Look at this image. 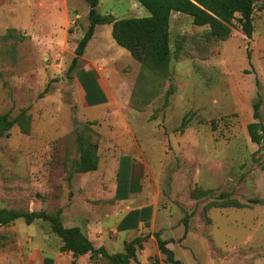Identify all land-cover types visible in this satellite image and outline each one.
Wrapping results in <instances>:
<instances>
[{
	"label": "rangeland",
	"instance_id": "obj_1",
	"mask_svg": "<svg viewBox=\"0 0 264 264\" xmlns=\"http://www.w3.org/2000/svg\"><path fill=\"white\" fill-rule=\"evenodd\" d=\"M65 1L70 30L78 31L83 21L88 23L87 14L75 18L73 10L82 11L89 5L85 0ZM37 4V0H0V113L13 116L27 108L31 115L29 133L14 125L10 136L0 139V207L54 212L70 205V179L78 173L72 171L67 178V167L76 155L75 130L85 118L105 114L107 120L116 117V127L125 134L122 145L116 147L117 155L128 154L152 167L146 179L158 185V204L171 217L172 229L162 237H175L172 250L181 264H264V148L250 140L246 128L256 121L253 103L258 99L264 126V0L256 4L254 29L248 38L237 27L224 39L214 38L207 26L194 25L190 15L173 12L169 26L172 50L175 43L182 42L177 57L172 55L160 94L172 85L168 103L160 107L161 99L156 98L142 110L124 103L122 119L119 108L111 103L82 105L74 74L68 69L74 55L64 40L65 18L56 11L51 30L57 41L47 43L37 22L44 18ZM96 9L102 14L125 13L126 17L148 14L134 0H99ZM7 28H14L16 34L3 40ZM98 39L103 47L112 42V50L104 58L115 60L112 75L124 84L129 101L140 64L111 34ZM83 64L79 60L76 68ZM183 119L186 123L181 128ZM127 123L129 129L123 126ZM92 126L97 130V122ZM116 138L103 137L104 142ZM197 189L205 193L192 196ZM76 193L84 194L79 189ZM226 196L244 206L209 204ZM86 202L92 208L98 203ZM78 204L82 206L80 200ZM104 207L110 212L99 220L106 232L104 249L122 252L124 241L140 234L118 230L116 237H108L118 213L114 203ZM60 243L47 222L27 224L17 218L0 226V264H21L33 249L54 257V264H108L101 254H84L74 260L70 253L59 251ZM155 250L149 241L143 253L137 250L134 261L138 256L143 264H170Z\"/></svg>",
	"mask_w": 264,
	"mask_h": 264
},
{
	"label": "trees",
	"instance_id": "obj_2",
	"mask_svg": "<svg viewBox=\"0 0 264 264\" xmlns=\"http://www.w3.org/2000/svg\"><path fill=\"white\" fill-rule=\"evenodd\" d=\"M89 5L87 12L88 26L77 41L74 48V56L69 65L72 71L80 56L83 54L87 42L93 35L97 24H111V36L113 40L137 60L140 69L137 74L135 92L129 98L128 104L136 110H142L151 101L161 99V106L168 103V96L172 92V85L168 84L162 95L164 84L168 80L169 65L172 55L177 57L181 42L175 43L172 50L170 43V16L172 12H181L191 16L192 23L197 26H207L209 34L214 38L224 39L229 36L232 29L237 27L240 32L248 37L252 36L254 29V12L256 4L261 0H134L143 6L148 14L140 17L116 18L112 14H102L96 9L99 0H85ZM16 34L14 28H7L1 39L12 38ZM150 88L145 87L150 84ZM261 100L253 103V117L256 121L249 122L246 126L249 138L252 142L264 148V132L259 106ZM96 120L86 121L81 128L75 130V152L67 167L68 177L72 171L84 173L96 170L99 163L100 134L93 128ZM183 119L180 127L185 125ZM18 126L23 133H29L31 128V115L27 108L11 116L9 112L0 113V139L10 136V129ZM198 193V194H196ZM205 193V190L197 189L192 193L196 197ZM226 194H222V197ZM227 198V196L225 197ZM209 204L216 206L242 207L244 204L235 199H224ZM211 205V206H212ZM61 208L54 212L44 210H21L15 208L0 207V226L7 225L17 218H23L27 224L36 220H42L49 224L51 231L59 238V251L70 253L75 260L80 255L101 254L108 264H129L136 260V252L142 248L146 236L138 235L131 240L124 241V251L107 253L104 247H95L91 240L78 226H65L61 219ZM138 212H132L137 214ZM186 221V219H184ZM184 234L187 232L186 223ZM131 227H135L133 224ZM118 229H123L118 226ZM157 247L164 255V261L170 264H181L174 256L173 250L166 246L167 240L158 238ZM52 262V260H50Z\"/></svg>",
	"mask_w": 264,
	"mask_h": 264
},
{
	"label": "crops",
	"instance_id": "obj_3",
	"mask_svg": "<svg viewBox=\"0 0 264 264\" xmlns=\"http://www.w3.org/2000/svg\"><path fill=\"white\" fill-rule=\"evenodd\" d=\"M56 1L57 2H55V4H48L47 0H37V6L43 10L42 12L44 17L37 18V22L41 23V27L44 30L43 33L45 41L53 44V42L57 41V38L54 37L56 32L51 30V27L54 26V20L52 18L55 19L56 11H61L65 18V26L63 29L64 40L68 46H70V53L74 55V48L77 41L82 36L84 30L88 26V23L83 21L82 27H80L78 31L71 32L69 26L70 20L68 15V4H65V0ZM88 10L89 6L87 9L82 11L74 9L73 12H75V18L83 17L87 14ZM112 15L116 18L126 17L125 13ZM171 17L172 15L170 16L169 24H171ZM111 29L112 27L109 23L97 24L95 26L93 35L87 42L84 52L79 58L80 61H84V64L80 67L77 66V68L75 67L72 70V74H74L73 84L74 88L78 92V95L81 97L82 105L100 106L111 103L115 107L119 108L118 116L122 119V111H124V108L121 107L124 106V103L126 104V107H128V100L127 98L125 99L126 92L124 84L120 82L119 77H113L112 75L115 71V60L113 58H104L105 53H107L108 50H112V42L103 47L102 41L98 39L99 37H109ZM79 30L81 32L80 35L78 33ZM77 34L78 37H76ZM89 51H91V53H89ZM112 81H114L112 84L113 88L111 85ZM85 120L97 121L98 127L96 128L100 134L98 150L99 163L97 169L94 170L96 172L76 173V175L74 174V177L70 179L72 185L71 191L73 192L71 198L72 203L61 209V219L63 224L65 226L80 227L95 247L102 246L106 248V232L104 227L100 225L99 220H101V217H109L110 212L107 207H104V204L111 202L115 204V212L118 214L115 215L117 218L115 227L109 230L110 234H108V237H116L118 230L134 231L146 236L142 243L143 245L140 252H144L146 244L150 241L156 249L155 254H159L160 252L157 247V241L155 240L154 233H157L158 236L162 237V234L169 232L172 227L170 215L166 210L161 209L158 204V185L156 184L155 186V183L153 184L151 182L152 179H146L147 176H151V173L153 172L152 167L146 161L133 160L128 154L117 155L116 151L118 149L116 147L122 145L121 136L123 133L121 128L118 129V127H116V117H110V120H107L105 119L104 114L97 117L85 118ZM106 121L109 122L108 125L110 128L107 127V124L105 123ZM123 126L128 129L130 128L129 123L123 124ZM109 131H112L111 135L113 138H117L114 140L111 139V141L106 140V142H104V136L112 138L111 135H104ZM73 185L75 186L73 187ZM77 189L82 190L84 194L82 196L77 194ZM148 189H151V191H147ZM79 200L82 202V206L81 204H78ZM86 200H94L98 203L94 205V208H92V204H86ZM95 206L100 207L97 208ZM93 209H99V212H97L98 214L94 212L95 210L92 211ZM132 212L138 213L132 215ZM65 215H67L66 218ZM133 224H135V227H131ZM118 226H122L123 229H118ZM162 239L167 240V247L170 249L174 248L173 240H176L175 237L169 238L166 236L162 237ZM98 240L101 242H98ZM177 245L180 246L179 243H177ZM31 253L30 258L23 260L21 264H32V258L34 259V256H36L34 264H54V257L52 258L44 255L41 250L33 249ZM62 253L66 252L62 251ZM37 255L39 256L37 257ZM50 260H52V262ZM131 261L129 264L144 263V260H141L138 256L137 261Z\"/></svg>",
	"mask_w": 264,
	"mask_h": 264
}]
</instances>
